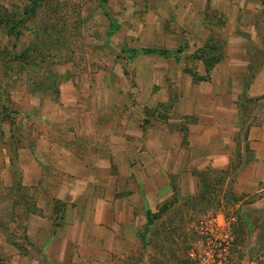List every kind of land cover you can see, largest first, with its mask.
I'll return each instance as SVG.
<instances>
[{
	"label": "rangeland",
	"instance_id": "374dc122",
	"mask_svg": "<svg viewBox=\"0 0 264 264\" xmlns=\"http://www.w3.org/2000/svg\"><path fill=\"white\" fill-rule=\"evenodd\" d=\"M262 38L264 4L258 0H0V171H15L18 186L26 172L60 171L68 164L66 149L101 171L99 183L106 179L118 188L82 193L86 221L73 235L93 245L71 264H264V189L235 188L233 171H201L209 185L195 192L191 180L180 188L178 174L170 171L166 180L156 171V191L146 172L132 171L140 161L137 140L174 123L187 89L201 81L195 77H206L199 50L213 39L223 47V62L229 45ZM180 47L177 58L127 52ZM37 104V111L28 110ZM253 108L241 110L252 116ZM23 111H29L27 120ZM3 148L11 156L8 167ZM69 167L79 180L97 184L75 161ZM4 178L0 174V224L19 246L13 248L47 264L40 245L26 235L25 215L43 212L57 232L65 207L48 194L39 207L27 186L4 190ZM116 194L135 210L127 217L123 205L120 230L109 233L101 212L97 227L92 199L114 201ZM109 235L113 240H106ZM0 264H12L8 253Z\"/></svg>",
	"mask_w": 264,
	"mask_h": 264
},
{
	"label": "crops",
	"instance_id": "0c3cea01",
	"mask_svg": "<svg viewBox=\"0 0 264 264\" xmlns=\"http://www.w3.org/2000/svg\"><path fill=\"white\" fill-rule=\"evenodd\" d=\"M258 1L263 6L264 1ZM253 51L257 58L253 56ZM229 52L230 57L223 61L227 63L223 73L218 68L221 61L210 78L187 89L183 105L170 121L174 123H163L160 128L153 130L152 136L133 141V144H140L137 148V158L140 161L137 162V169L132 171L134 174L136 171L146 172L150 189L158 191V187L156 189L153 186L156 185V171L165 179L170 171L178 174L180 188L185 180H191L195 192L203 189L201 171H233L235 188L244 192H259L264 189V38L259 43L256 40L249 44L236 41L234 45H229ZM239 57H243L241 63L238 62ZM255 59L257 67L250 72L256 64ZM245 99L257 100L252 103ZM243 105L254 107L252 116L244 115L241 110ZM38 108L37 104L28 110L37 111ZM28 113L29 111H23L21 116L27 120V116H30ZM43 139L47 140L46 144L51 143L47 138ZM53 149L54 147L51 148ZM63 152L68 164H62L60 171L26 172L23 174L22 184L18 186L15 171H0V174H7L2 182L4 190L18 191L27 186L30 201L37 206H42L40 198L48 194L51 201L59 202L65 207L63 224L57 232H54L56 226L53 218L45 216L43 212L29 210L25 215L26 235L33 244L40 245L42 253L47 256V264H71L76 257L81 259L86 248L93 245L88 246L90 242H86L85 237L76 238L75 233L73 235V229L79 230L86 221L87 201L84 194L87 191L95 190L98 193L118 189L115 183L106 182V179L105 183H99L101 171L89 165L84 156L66 149ZM2 153L3 165L8 167L11 156L6 153L5 148ZM132 154L135 155L134 152ZM71 161H75L81 169L86 168L90 172V179H94L97 184L89 185L84 180H79L81 176L69 167ZM108 173L109 171L102 177L108 178ZM116 196L114 201L102 196L91 198L95 208L91 211L96 218L94 220L97 227L101 212L107 218L109 233L113 232V228L120 230L119 220L125 216L122 215L123 205L126 210H130L127 217L132 216L135 210L134 205L125 202L122 194ZM107 197L110 198V194ZM7 230L6 224H0V257L8 253L12 264H38V260H29L18 248H13L15 245L11 243V233ZM95 240V247L101 250L100 239L96 237ZM106 240L111 241L113 238L109 235Z\"/></svg>",
	"mask_w": 264,
	"mask_h": 264
},
{
	"label": "trees",
	"instance_id": "16d2710c",
	"mask_svg": "<svg viewBox=\"0 0 264 264\" xmlns=\"http://www.w3.org/2000/svg\"><path fill=\"white\" fill-rule=\"evenodd\" d=\"M107 0H101V2L105 3ZM182 51V47L177 48V50L174 51H168V50H157V49H153V48H144V49H140V50H136V49H129L127 50V52L131 55V56H136L137 54L141 53V54H159V55H163V56H171L173 58H177L179 56V53ZM213 51H216L215 53L212 54ZM224 55V51H223V47L220 46L219 44H217L215 42V40L212 39L211 42H207V45H205L202 49L199 50V53L197 55L198 58H201L205 68H206V72L207 75L206 77H195L196 73H193L192 70L187 69V72L193 73V76L195 77L194 80L196 81H203V80H207L208 79V75H209V71L210 69L218 62H220L223 58ZM255 99H245V101H249V102H256L253 101ZM14 124V123H12ZM245 131L247 130V128L244 129ZM222 172H226V171H220V173ZM201 180L203 183V192H205V188L207 187V185H209L206 181V177L205 175L201 174ZM12 244H14L16 247H19L16 243H13V241H11ZM20 249V248H19Z\"/></svg>",
	"mask_w": 264,
	"mask_h": 264
}]
</instances>
